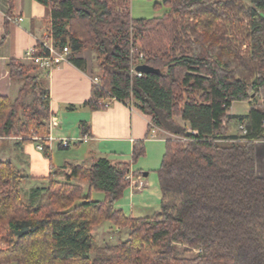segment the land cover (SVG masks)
Wrapping results in <instances>:
<instances>
[{
	"label": "trees",
	"instance_id": "16d2710c",
	"mask_svg": "<svg viewBox=\"0 0 264 264\" xmlns=\"http://www.w3.org/2000/svg\"><path fill=\"white\" fill-rule=\"evenodd\" d=\"M37 1L71 62L84 69L76 55L87 48L96 55L102 74L87 105L102 108L97 100L110 93L133 100L178 138L167 141L157 170L161 208L141 218L114 205L130 186L131 163L145 155L143 140L131 163L101 157L68 167L64 184L50 176L46 202L41 189L24 198L26 176L0 160V264H264V177L255 158V142L264 140V0H162L168 11L155 18H133L123 0ZM8 35L6 22L1 44ZM133 47L158 71L132 76ZM32 68L8 62L23 85L16 98L0 96V140L49 136V91ZM236 101L249 102L247 115L228 113ZM108 221L128 236L98 245L94 227Z\"/></svg>",
	"mask_w": 264,
	"mask_h": 264
},
{
	"label": "crops",
	"instance_id": "0c3cea01",
	"mask_svg": "<svg viewBox=\"0 0 264 264\" xmlns=\"http://www.w3.org/2000/svg\"><path fill=\"white\" fill-rule=\"evenodd\" d=\"M20 17L22 20L17 21ZM6 22L9 35L1 44ZM51 26L49 9L37 0H14L12 9L9 0H0V96L10 98L18 96L23 81L10 76L8 62L17 59L26 65L33 64L25 58V54L37 44L38 38L51 31ZM90 51L92 55H87ZM76 57L86 60L84 69L69 59L51 71L31 65L33 71L37 70L39 78L43 79V86L49 91L51 114L56 118L49 123V137L53 139L51 142L54 149L49 148L50 141L47 139L39 140L34 137L24 143L17 138L1 139V143H13L15 147L12 145L0 147V160H9L20 167L19 171L26 176L20 185L25 197L29 198L36 194L35 190L41 189L38 200H43L47 196L50 176L66 179L68 167L72 165L89 167L94 159L101 157L115 164L131 163L135 142L143 140L145 155L131 163L130 172L134 179L141 180L143 184L130 185L126 188L122 198L114 206L125 216L135 218L152 216L160 210L162 200L157 170L163 161L166 143L173 139L174 135L153 126L151 116L137 106L131 108L123 101L114 100L109 107L99 109L87 105L86 102L92 97L93 77H100V72L92 50L85 49ZM249 111L250 104L242 114L235 112L232 105L230 113L247 115ZM154 127L156 131L152 132ZM61 139L77 142L64 147ZM41 143L48 149L39 150L38 145ZM13 149L16 162L11 156ZM48 151L51 155L47 154ZM255 158L256 172L264 177V140L255 142ZM145 172L148 173L147 176L144 175ZM71 182L82 185L83 189L89 192L88 184L75 178ZM91 194L97 200L104 198L101 192L91 191ZM107 223L114 225L110 221ZM103 224L94 227V238L98 232L107 234L105 227L101 228ZM115 229L114 234L126 231L128 236L127 228L115 226ZM127 236L119 239H126Z\"/></svg>",
	"mask_w": 264,
	"mask_h": 264
},
{
	"label": "built area",
	"instance_id": "2783aa9c",
	"mask_svg": "<svg viewBox=\"0 0 264 264\" xmlns=\"http://www.w3.org/2000/svg\"><path fill=\"white\" fill-rule=\"evenodd\" d=\"M21 20H22L21 17L17 19V21H21ZM70 53H71V49L69 48V46L59 47L55 44L52 32L49 31L45 36L38 38L37 44L26 52L25 58L30 60L34 65H36L40 69L51 71V69H53L54 67L60 65L64 61H67L69 59ZM144 56H145L144 52H138V49L134 47L131 49L132 61L130 64L131 65L130 73L132 76L142 77L145 74L144 72L137 70V67L143 63ZM99 82L100 79L98 76L93 77L94 84H99ZM114 100H117V98L110 93L107 97L99 98L97 101L100 106L109 107L112 101ZM129 106L131 108L135 106L133 100L131 101V103H129ZM230 111L228 112L229 114ZM55 119L56 118L51 116L50 123L55 121ZM239 127L242 130V135L247 133V127L245 122H242ZM263 127H264V123H263ZM155 131L156 129L154 127L152 129V132ZM191 132L195 133V131H191ZM35 138L39 140H43V138H39V137H35ZM44 139L50 141L49 148L52 149L53 148L51 142L53 140L52 137L47 136ZM72 142H77V141H73L71 139H61V144L64 147H67ZM38 149L44 151L45 150L44 145L42 143L39 144ZM128 178L130 179V185L141 186L143 184L141 180L134 179L132 174H130ZM197 251H200V249H197Z\"/></svg>",
	"mask_w": 264,
	"mask_h": 264
},
{
	"label": "rangeland",
	"instance_id": "374dc122",
	"mask_svg": "<svg viewBox=\"0 0 264 264\" xmlns=\"http://www.w3.org/2000/svg\"><path fill=\"white\" fill-rule=\"evenodd\" d=\"M123 1H125L124 5L122 6L123 9H128V11L131 12L133 18H155V17L162 16L165 12L168 11V7L165 6L162 3V0H130V3H129V0H123ZM135 45L137 46L138 49H141V45H139V44H135ZM244 48H245V46H244ZM87 49L91 50V48H87ZM87 53H88L87 55H92L91 51L87 52ZM95 57H96V55H95ZM96 62H97V59H96ZM31 65L34 66V64H31ZM97 67H98V62H97ZM99 72H100V76H101L102 72H101L100 69H99ZM28 73L30 75H37L39 77V75H38L39 73H37V70L36 71L29 70ZM39 82H40V86L42 88H45L43 86V79L39 78ZM31 98H32V95H30L28 97V100H30ZM258 102L259 103H264V98L263 97L259 98ZM248 107H249V103L247 101H236V102L233 103L234 111L238 112L239 114H242L243 112H245V109H247ZM176 120L179 121L181 124L184 123V122L181 121V119L179 117H176ZM173 137L174 138H178V137H175V136H173ZM17 139L22 140L21 138H17ZM11 145L13 146V148L15 147V144H13V143L8 144V143H3V142L1 143L0 142V147H3V146L6 147V146H11ZM52 149H54V146H53ZM47 154L51 155L50 151H48ZM14 155H15V151L13 149V155H11L13 161L15 160L14 159L15 158ZM15 162H16V160H15ZM13 165H14V167L17 170L20 169L19 166H16L15 164H13ZM21 174H22V172H21ZM57 181L60 182V183H63V184L66 183V179H64L63 177L62 178H57ZM21 194L25 198V195H24L25 193L22 192ZM102 195H103V193H102ZM46 200H47V196H46V198H44L42 200V202H46ZM102 227H105V230H106L107 234H105V232H103V233L98 232L97 236L95 235V240H96V243L98 245L104 244L105 242H107V243H117L119 238H125L127 236V232L126 231H124L123 233L121 232L119 234H114V233H116V229H115V226L112 225L111 223L105 222L101 226V228ZM191 251L194 252V253L198 252L197 249H192Z\"/></svg>",
	"mask_w": 264,
	"mask_h": 264
},
{
	"label": "water",
	"instance_id": "95a60500",
	"mask_svg": "<svg viewBox=\"0 0 264 264\" xmlns=\"http://www.w3.org/2000/svg\"><path fill=\"white\" fill-rule=\"evenodd\" d=\"M138 71L144 72V73H152V72H157L158 70L147 65V64H141L137 67ZM145 176L148 175L147 172L144 173Z\"/></svg>",
	"mask_w": 264,
	"mask_h": 264
}]
</instances>
